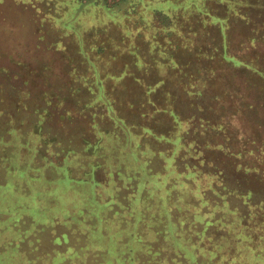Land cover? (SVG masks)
Listing matches in <instances>:
<instances>
[{"label":"trees","instance_id":"1","mask_svg":"<svg viewBox=\"0 0 264 264\" xmlns=\"http://www.w3.org/2000/svg\"><path fill=\"white\" fill-rule=\"evenodd\" d=\"M38 1L40 0L36 2ZM230 1L158 0L156 4L146 7L144 0H64L70 11L74 12H71V15L79 14L87 7L96 4L99 7L96 9L108 17L114 14H126V19L130 18L131 21V14L137 8L143 7L145 15H148L149 20H151L146 25L151 24L152 20L154 22L151 28L156 33L147 41L143 40L142 37L131 42H121L112 38L101 44L90 42L89 38H83V36L79 38V32L73 19L63 25L65 30L72 31L71 33L77 37L73 50L78 59H75L74 56V60H71V66H73L71 70L81 69L84 76L78 81L79 86L74 93H77L78 96L81 95L80 88H83V92L86 91L84 95L87 97L89 105L95 106L101 103L109 108L113 103L112 90L116 89L111 86L110 82L126 85L127 78L140 75L146 79V83H142V86L144 87V94L150 96V104L148 105L150 109L140 112L141 122L138 125H132L131 133L134 131L139 135L143 128L153 125L154 136L163 135L156 119L150 120L156 115L163 117V114L168 125L171 124V128L175 131V137H177L176 133L179 134V140L173 143L175 144L174 151L176 152L178 148L179 153L170 160L167 176L159 175L157 178L160 181L159 184H162L168 177L169 183L166 185L163 183L164 189L168 194L174 190L169 198L172 199L177 196L174 204L176 203L175 205L179 210L185 209V230L186 233L190 231L191 234L182 240L180 239L179 244L177 243V247L169 256L168 252L164 253L161 248L152 250V247L149 248L147 257L138 256L143 261L140 262L138 259L137 264H216L218 247L216 242L212 241L216 237L211 238V232L208 231V228L211 226L214 230L216 229V220L214 219L217 208L227 211V208L235 202H239L243 206L245 213L242 216H244L243 219L246 224L242 227L247 231L238 232L236 233L237 236H233L232 233L231 238L243 239L247 237L254 240L258 239L261 244L264 243V230H257L258 225L264 223V200L256 197V194H261V191L244 187L242 184V180L256 177L261 185H264V174L258 169L249 168L247 164L242 166L238 161L241 155L239 152L229 151L222 144L213 145L212 141H205L199 134L200 132L194 128V122L189 121L188 129H186L184 127L186 123L178 113L181 110L178 103L179 98L186 100L188 94L191 96L196 94L195 87L185 83V79L190 77L194 83L199 77L197 74L191 75L188 70L186 72L183 70V62L178 57L184 58V55L176 54L178 53L177 42L180 38L179 41L181 42L186 41V38L190 40L191 37L184 32H187L186 26L189 25L187 23L192 17L197 22L201 21L195 29L201 31H205L208 27L202 21L212 20L213 23H209L208 30H219V34L223 36L225 41L223 33L228 27L225 23L231 18L238 20L244 15V10L235 8L237 4H240V0H234L235 7L229 5ZM249 2L252 3L250 0ZM219 5L225 8L224 13L218 9ZM187 12L192 15L188 19L185 17ZM189 29L191 30V28ZM244 33L246 37L258 38L261 36L264 38V28L260 30L250 29ZM195 34L196 31L193 32V36ZM149 47L151 50L147 51V54L151 58L147 56L146 50L142 49ZM159 51L164 54V57H159ZM256 58L259 59L260 56L257 55ZM126 87L127 85L124 86V88ZM47 101L45 100V102ZM112 112L110 108V111L106 113L110 120H113ZM42 113L48 115L46 110H42ZM42 117H46L45 114ZM18 129L10 125L4 126L0 122V169L5 173V175L3 174L4 179L0 178V193L3 194L2 196H7V199L0 203V214L2 216L5 214L4 217L7 218L9 213V218L12 217L5 227L0 223V264H35L38 243L42 242V239L36 236L35 228L33 230L35 234L32 233L31 226L33 224L28 226L24 221L25 218L23 219L24 216L36 214L32 204L37 207L38 200L36 195L33 196L35 192L30 191L32 190L30 186L33 182H40L39 180L42 178L38 175V171L32 168V159L38 152V143L30 136L28 139L21 137L17 132ZM125 130L129 131L125 127L121 128L122 134ZM9 148H14L12 152L16 154V157L8 156L7 150ZM57 167L61 168V164H57ZM91 173L92 171L89 173V177ZM215 197L218 199L216 202L214 201ZM211 209L215 213L209 215ZM14 217L16 218L14 219ZM23 223L26 225L25 228H22ZM179 223L172 224V227ZM193 227L194 229L191 230ZM259 241L246 245V254L245 256L242 255L244 263L239 264H257L260 261L264 247L260 248ZM57 260V264H59L62 259L58 258L53 261ZM225 264L228 263L225 262Z\"/></svg>","mask_w":264,"mask_h":264},{"label":"crops","instance_id":"2","mask_svg":"<svg viewBox=\"0 0 264 264\" xmlns=\"http://www.w3.org/2000/svg\"><path fill=\"white\" fill-rule=\"evenodd\" d=\"M68 63L67 70L53 72L58 82L50 87L51 99L44 106L39 102L30 108V117L18 113L20 117L1 121L38 143L32 168L42 178L30 186L38 200L37 207L32 204L36 214L24 219L40 226L35 264H57L53 260L58 258L59 264H137L138 256L147 257L152 247L169 256L191 234L185 230V209L174 204L177 196L169 198L174 190L168 194L164 189L168 177L162 184L157 178L167 176L170 160L179 153L173 144L179 134L175 137L163 114L150 119H156L163 135L154 136L153 125L141 128L139 135L131 133L132 125L141 122L140 112L150 109L145 78H127V98L125 88L112 90L111 107L93 106L83 88L81 95L74 93L84 76ZM110 108L113 120L106 115ZM123 127L129 131L122 134ZM3 174L0 169L1 179ZM174 223L179 224L172 227ZM45 225L49 232L39 231Z\"/></svg>","mask_w":264,"mask_h":264},{"label":"rangeland","instance_id":"3","mask_svg":"<svg viewBox=\"0 0 264 264\" xmlns=\"http://www.w3.org/2000/svg\"><path fill=\"white\" fill-rule=\"evenodd\" d=\"M18 1L0 0V122L11 117H30V108L37 107L39 102L40 107L44 106L45 100L51 99L50 87H55V82H58L53 72L67 70L68 61L74 60L72 56H75L73 48L77 37L63 27L70 19L74 20L79 38L83 36L98 44L112 38L131 42L142 37L147 41L156 33L151 28L153 20L146 25L151 20L145 15L143 7L131 14L130 21V18L126 19V14L108 17L100 13L96 4L71 15L74 12L70 11L64 0ZM157 1L144 0V4L149 7ZM250 1L251 4L249 0H240L237 7L234 0L229 2L231 7L244 10V15L238 20L231 18L225 21L228 26L223 33L225 41L219 30H208L212 20L202 21L208 27L201 31L195 30L201 21L190 18L187 32L184 33H188L191 38H186L184 42L179 41L181 38L178 40L176 54L184 55V58L178 57L183 62V70H188L191 75L197 74L199 78L194 83L190 77L185 79V83L195 87L196 94H188L186 100L179 98L181 110L178 113L186 123V129L189 121L194 122V128L205 141H212L213 145L222 144L229 151L239 152L238 161L242 166L247 164L249 168L258 169L264 174V38L246 37L244 33L246 30L264 28V0ZM218 9L222 13L225 11L222 5ZM188 13L185 15L187 19L191 15ZM194 31L196 34L193 36ZM142 49L147 54L151 47ZM159 57H164L160 51ZM111 86L119 91L126 85L112 81ZM123 92L125 94L127 89ZM12 150L14 148L7 150L8 156L16 157ZM242 181L244 187L261 191L256 197L264 200V185L256 177ZM0 199L1 203L7 196L0 193ZM214 201H218L217 197ZM213 212V209L209 210V215ZM244 213L239 202L229 206L227 211L216 209V229L211 226L208 228L211 238L216 237L212 240L218 247L216 264L244 263L242 255L246 254V245L259 241L244 236L243 239L231 238L232 233L237 236L236 233L247 231L242 227L246 224L242 216ZM4 216L0 214V223L5 227L12 217L6 219ZM27 218L32 220L34 216L29 215ZM26 225L30 226L29 223ZM26 225L23 223L22 228ZM32 226L35 231L40 227ZM45 229L49 232L46 225L39 231ZM257 230H264V223L259 224ZM259 246L264 247V243L259 241ZM261 254L257 264H264V250Z\"/></svg>","mask_w":264,"mask_h":264}]
</instances>
